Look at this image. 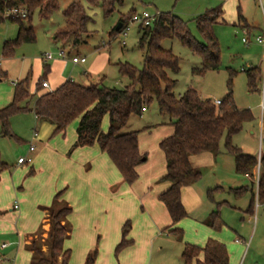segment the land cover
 <instances>
[{"label": "trees", "instance_id": "obj_1", "mask_svg": "<svg viewBox=\"0 0 264 264\" xmlns=\"http://www.w3.org/2000/svg\"><path fill=\"white\" fill-rule=\"evenodd\" d=\"M92 7H99L104 17L110 16L123 0H81ZM22 9L25 18L6 17L8 11ZM59 9L58 0H0V24L5 21L17 25L18 30L14 40L6 41L2 48L3 58H11L14 50L22 44L35 41L34 28L31 25L35 12L41 19H49ZM237 11L238 26L250 33V28ZM134 14V13H133ZM64 29L55 40L70 39L71 48H77L86 42L88 33L86 16L80 0H75L62 12ZM222 21L220 9L207 12L194 19L195 27L202 38L198 42L191 35L188 25L175 15L159 14L150 27L139 28L138 49L144 52L142 68H134L128 63L117 65L120 77L127 79L128 85L123 89L106 88L104 79L87 86L67 81L54 91L42 89L41 84L48 74V67L43 64V75L35 85V92L30 93L29 82L31 74L13 85L10 103L0 109V136L16 138L10 127L11 118L32 113L38 121L47 122L54 126L52 138L65 136L67 127L78 120L75 134L76 141L71 151L78 148L97 146L117 169L124 184L132 186L138 180L136 169L146 162V155H141L138 149L137 132H122L127 127L132 116L140 117L143 110L156 104L160 116L167 119L172 127V134L162 140L159 149L164 156L165 173L159 180L168 184L166 191L158 196V201L165 207L171 224L164 231L183 240V232L177 225L188 217L181 201L182 189L197 183L202 173L194 168L191 160L203 154L216 157L220 154V142L224 141L225 152L233 158L235 173L253 177L257 165V156L243 153L232 144L234 136L241 133L247 123H252L254 117L249 110H239L232 98L231 80L228 83V94L219 106H214L210 100L200 99L198 93L191 87L174 97L172 90L176 80L168 77V73L177 75L180 71L179 59L171 50H165L161 43L176 40L193 56L199 58L200 66L193 68L194 77H204L209 71H216L220 66L218 44L213 32V26ZM25 23V25H24ZM118 31L109 34L111 39L121 33L125 21ZM247 76L249 92H258L262 72L258 68L244 71ZM6 78V73L0 70V81ZM108 118L106 133L102 131L104 118ZM147 128H145L146 130ZM17 139V138H16ZM18 140V139H17ZM7 169L0 164V173ZM250 181L249 186L229 189L227 194L239 199L249 195V205L245 211L253 215L255 198L259 205L264 204V140L260 148V179L257 186ZM221 188L207 192V198L214 203L213 195L223 193ZM61 192L54 196L52 205L46 210L50 222V230L45 238L39 229L34 234L25 250L30 253L29 264H69L71 251L64 248L69 239L71 226L67 217L72 209L60 200ZM210 212L203 224L212 232L218 233L224 224L220 218L219 204ZM2 215V214H1ZM131 224L125 221L121 227V238L114 253L117 256L124 249L132 246L128 238ZM98 248L95 245L86 256L84 264H96ZM182 264H229V254L220 242L209 238L203 247L183 244L181 253Z\"/></svg>", "mask_w": 264, "mask_h": 264}, {"label": "rangeland", "instance_id": "obj_2", "mask_svg": "<svg viewBox=\"0 0 264 264\" xmlns=\"http://www.w3.org/2000/svg\"><path fill=\"white\" fill-rule=\"evenodd\" d=\"M74 1L58 0L59 9L50 19H41L38 12H35L31 21L35 41L20 45L14 50L12 57L8 59L3 58L2 48L6 41L15 39L18 27L9 21L0 24V70L6 73V78L0 81V109L6 107L10 102L14 83L24 79L29 73L31 74V81L34 78L42 77L41 59L44 55H51L52 60L49 63L55 60L65 61L68 65L67 76L73 69H75L76 75H79L81 66L74 67L71 64V57L76 53L90 62L93 55L102 52L109 56L111 64L128 63L140 70L144 52L138 49L140 37L138 25H131L125 35L119 33L114 39L109 38V34L116 29L119 21L123 20L127 23L133 13L146 12L150 16L173 14L188 25L191 35L201 43L202 38L195 27L194 19L207 12L220 9L222 21L213 26L220 56L218 70L209 71L202 78L194 77L191 70L200 66L199 58L193 56L176 40H167L161 43V47L165 50H171L180 63V71L177 75L168 73L170 79L176 80L172 94L177 98L185 92L187 87H191L199 90L201 98L204 100L222 101L228 94V83L231 80L234 104L239 110H249L254 117L252 123L245 124L241 133L233 137L232 144L241 149L243 153L258 155L259 147L261 148L260 139L264 140V126L261 129V111L259 108L262 100L261 85L264 80V49L262 45L255 43L254 39L264 31V14L256 0H123V5L118 6L114 13L106 18L99 7L89 6L80 0L89 19L86 24L89 37L78 48H71L69 44L60 41L54 42L53 37L58 31L63 30L62 12ZM238 8L243 20L253 28L249 35L243 34L241 25L238 26ZM247 38L249 39L248 45L243 43V39ZM61 51L64 52L63 57L60 56ZM251 68H258L262 72L261 82L257 87L258 92L252 93L249 92L247 76L244 73ZM78 75L77 77H79ZM102 75L106 77L104 81L106 88L123 89L128 85L127 79L120 77L113 65L108 66ZM77 123L78 120H75L67 127L65 139L74 137ZM145 123H149L151 126L167 124V119L159 115L157 106L153 103L140 117L132 116L122 132L140 131L147 127ZM36 124L32 113L17 115L11 118L10 127L18 140L0 136V164H6L7 169L3 174H7L9 180L8 184L3 182V187L0 190V206H7L3 211L8 212L14 202H17L12 193L21 192L24 177L27 176L29 179L34 176V174H29V170L22 175V172L18 170L17 161L19 158L33 157V153H29V146L33 144ZM107 124L108 118L105 117L101 127L104 133L108 128ZM250 132L253 135H250ZM34 144L36 148L39 146L38 142H34ZM153 147V145L148 146L149 163L139 169L137 172L138 180L135 185L131 186L130 190L133 195L137 194V191L143 186H145L148 194L151 193L154 184L153 182L148 184V179L152 174L161 173L157 154L153 152ZM71 148L69 150L70 155L72 153ZM90 148L88 150H91ZM219 148L220 154L215 159L212 157L199 164L198 169L202 176L192 186L194 195H188L186 211L188 217L178 225L183 232V242L174 236L170 237L164 230L157 231L155 234L150 233L151 227L153 228L152 222H148L147 225L144 222V214L149 215L148 208H143L141 200L137 199L136 201L134 196H129L126 193L124 214L127 216L125 221H129L132 226L131 231H135V234L131 232L130 237H128L131 238L133 244L115 256L114 250L119 242L110 251L109 245H105L103 251H100L102 236L95 232V245L98 248L97 264H182L183 243L203 247L209 238L226 247L230 257L229 264H264V206L259 208L256 216L254 214L250 216L245 214L249 195L246 194L237 199L233 195L227 194L229 189L249 186L250 181L245 176L235 173L233 158L225 152L223 140L220 142ZM51 164V161L43 160L42 167L45 170L42 177L38 179L46 177L51 171H48ZM30 166L23 165V168ZM90 166L91 163H88L85 166L86 170ZM55 175L57 177V172ZM10 179L15 183L20 181V184L17 186L15 184L13 187ZM1 180L3 179L1 178ZM6 186L10 187V191H7ZM116 188L117 186L113 190ZM215 188H221L224 192L214 194V203H212L207 198V192ZM135 202L138 206L133 209ZM215 204L220 206V218L224 224L218 233L211 232L202 223L210 211L216 208ZM7 221L12 227L19 225L12 217H9ZM142 229L147 230L146 235ZM17 241L18 236L16 235L0 234V248L2 245L6 246L2 250L0 249V264H27L26 253L21 249L17 252ZM72 243L74 245V241H71L66 243L64 247H69L70 250L71 248L73 250L80 249L78 243L75 247ZM69 264H76L72 261V254Z\"/></svg>", "mask_w": 264, "mask_h": 264}, {"label": "crops", "instance_id": "obj_3", "mask_svg": "<svg viewBox=\"0 0 264 264\" xmlns=\"http://www.w3.org/2000/svg\"><path fill=\"white\" fill-rule=\"evenodd\" d=\"M249 28L251 30L253 29L250 26ZM59 32L60 31H58L53 37L54 42H58L55 40V37ZM63 43L69 44L71 47L70 39L63 41ZM73 57L80 56L76 53L72 55L71 59ZM85 60L86 61L83 64L73 65L71 63L74 67L81 66L79 75L77 74L79 77H77L75 69L70 71L67 76L66 72L68 65L65 61L55 60L50 63L49 61L44 63L41 59V64H45L48 67V74L45 77L44 82H47L51 91H54L67 81L87 86L96 83L100 79H104L105 81L106 77L102 75L105 69L110 65H113L117 69V65L119 64H111L109 56L102 52L93 55L90 62H88L86 58ZM73 76L75 78H72ZM40 78L41 77L32 79L33 82L30 80V93L35 92V85ZM31 82L32 85H30ZM194 90L198 93L200 99L204 100L201 98V92L196 89ZM144 112L145 110L142 114ZM35 121L37 122L35 125L37 128H35L34 133L37 134V137L33 138L32 142L34 146V142H38L39 146L37 148L35 146L33 157L30 156L32 158V164H30L31 166L29 168H23V165H17L19 166L18 170L22 172V175L26 174L29 170V174H34V176L29 179L27 176L24 177L22 180L21 192L12 193L17 202H14L8 212L3 211L7 208L6 205L0 206V234H13V236H18L16 244L17 252L21 249L26 253L27 264L30 263L31 255L25 250V246L30 244L31 240L34 238V234L38 232L39 229H42L43 231L42 237L45 238L47 236V233L50 230V222L46 217V210L51 207L54 196L60 192V200L65 202L72 209L71 214L66 219L71 226V233L69 239L64 245L71 241H74V245L72 243L74 247L76 246V243L80 245V249L78 250H73V248L70 250L69 247L64 248L71 251L72 261L76 264H84L87 253L95 247L96 241L94 239V234L100 233L102 236L100 251H103L105 245H109L110 251L111 248L120 241L121 227L127 218L124 214L126 202L124 197L126 196V193L129 196H134L136 201L137 199L141 200L143 208H148L149 215L144 214V222L146 223L145 225H147L148 222H152L153 228L151 227L152 230L149 231L150 233L155 234L157 231H162L170 226L171 221L168 213L157 198L168 188V184L159 182L165 173L164 156L159 149V144L162 140L172 134L173 129L171 126L168 124L151 126L149 123H145L147 127H144L139 131L138 149L141 155H146L147 159L144 164L136 169V171L138 172L139 169H142L149 163L147 148L148 146L151 147V145H153V152L157 154L159 170H161V173L157 172L156 175L152 174L150 179H148V184H150V182H153L154 184V189L151 193L148 194L145 190V186H143L137 191V194L133 195L130 190L131 186L124 184L117 169L113 166L108 157L99 151L98 147L93 146L90 148L91 150H88L89 148H78L71 151L72 153L70 155L69 150L76 141V134L72 139H65L64 137L60 138V136L52 138L54 126L47 122L38 121L36 118ZM145 128L147 129L145 130ZM250 135H253V133L250 132ZM260 140L262 141V139ZM212 157L213 156L209 154H203L193 158L191 164L194 168L198 169L199 164L204 163ZM216 157L213 158L215 159ZM43 160L52 162L51 166L49 165L48 168V171H51L49 173L48 171L46 172V174L48 173L49 175L47 174L45 178L38 179L39 177H42L45 170L42 167ZM88 163H91V166L86 170L85 166ZM4 171L6 172V170ZM4 171L1 172L2 174L0 173V176L3 179L1 180L0 178V190L3 187L2 185L4 183L8 184L7 182L9 181L7 174H3ZM56 172L57 177L55 175ZM246 179L249 180V178ZM10 181L12 182L13 187L15 184L16 186L20 184V181H17L16 183L12 179H10ZM115 186H117V188L113 190ZM192 186L182 189L181 201L185 211H187L188 195H194ZM6 189L7 191H10L9 186H6ZM14 206H17L16 210H14ZM137 206L136 202L133 203V209ZM262 206H264V204L260 205L259 208ZM259 208L256 210L254 208L253 214L255 216ZM13 214L14 216H12ZM9 217L15 219L19 225L12 227L7 221ZM178 225L177 228H179ZM131 232L133 231H130L128 237H130ZM142 232L146 235L147 230L142 229ZM165 232L170 237L173 236L168 234L167 231ZM133 234H135V231ZM183 241L184 240H182V242ZM5 247V245H2L0 249L2 250ZM97 261L98 257L96 264Z\"/></svg>", "mask_w": 264, "mask_h": 264}, {"label": "built area", "instance_id": "obj_4", "mask_svg": "<svg viewBox=\"0 0 264 264\" xmlns=\"http://www.w3.org/2000/svg\"><path fill=\"white\" fill-rule=\"evenodd\" d=\"M213 1V0H210ZM259 8L261 9L262 13L264 14V0H256ZM6 17H11V18H15V17H20V18H25L26 17V12L22 9H13L7 12ZM157 16H150L149 14H147L146 12H143L141 14H136L134 13L127 21V23L123 26L121 33H123L124 35L126 34V32L129 30V27L133 24H137L139 28H147L150 27L152 25V23L156 20ZM243 34L247 35L246 31L243 30ZM255 43L262 45L263 49H264V31L262 32L261 35L255 37L254 39ZM243 43L248 45L249 44V39H243ZM60 56H64V52L61 51L60 52ZM52 60L51 55H44L42 57V61L44 63L48 62ZM85 58H81V57H73L71 59V63L73 65H77V64H83L85 62ZM42 89L51 92L47 82H43L41 84ZM261 94H262V100H261V104H260V111H261V126H264V80L262 82L261 85ZM220 101L216 100L213 102L214 106H219L220 105ZM144 111V110H143ZM37 134L34 133L33 134V138H36ZM260 145H261V140H260ZM35 150V146L33 144H30L29 146V153H33ZM32 163V158L30 156L26 157V158H19L17 161V165H30ZM253 177H249V176H245L246 178H249L250 181H252L255 184V194L257 197V186H258V182L260 179V152L257 155V165L253 171ZM259 204L257 202V198H255V210L259 208ZM17 209V206H14V210ZM238 242V241H236Z\"/></svg>", "mask_w": 264, "mask_h": 264}, {"label": "water", "instance_id": "obj_5", "mask_svg": "<svg viewBox=\"0 0 264 264\" xmlns=\"http://www.w3.org/2000/svg\"><path fill=\"white\" fill-rule=\"evenodd\" d=\"M121 24H119L117 27H116V31H118L120 28H121Z\"/></svg>", "mask_w": 264, "mask_h": 264}]
</instances>
